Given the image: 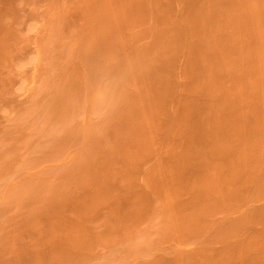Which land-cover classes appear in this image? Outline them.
Instances as JSON below:
<instances>
[{
    "label": "bare ground",
    "instance_id": "1",
    "mask_svg": "<svg viewBox=\"0 0 264 264\" xmlns=\"http://www.w3.org/2000/svg\"><path fill=\"white\" fill-rule=\"evenodd\" d=\"M78 9L79 60L61 42L59 13L44 45V102L27 115L53 122L45 153L73 142L79 153L55 186L22 188L41 204L0 248V264L88 263L145 217L134 264H264V0H81ZM7 15L0 69L12 48ZM86 69L101 90L99 118L84 127ZM205 232L192 251L168 247Z\"/></svg>",
    "mask_w": 264,
    "mask_h": 264
},
{
    "label": "rangeland",
    "instance_id": "2",
    "mask_svg": "<svg viewBox=\"0 0 264 264\" xmlns=\"http://www.w3.org/2000/svg\"><path fill=\"white\" fill-rule=\"evenodd\" d=\"M80 2L81 0H0V14L7 12L9 17V28L4 33L12 45L9 57L0 69V84L4 85L1 86L7 93L5 98L0 96V248L10 237L16 235L31 212L41 204L38 199H30L37 197L35 192L24 198L20 197L22 188L31 183L46 184L48 188L55 186L62 180L65 168L75 163L79 153L80 143L77 142L70 143L62 154L45 153L39 146L46 143L49 129L54 127L53 122H43L27 114L44 102L46 71L48 73L46 44L51 34L57 31L55 21L59 13L67 17L69 24L61 26V42L70 45L74 51V61L79 60V46L75 37L86 25V19L78 9ZM145 43V39L140 41V45ZM86 73V102L80 116L84 127L99 118L93 99L101 90L100 84L88 69ZM22 120H26L23 131L19 128ZM14 136L21 138L17 141ZM12 145L19 146L16 152ZM192 171L193 167L189 168L188 174ZM138 176L144 178V172L139 170ZM254 205L261 207V202ZM144 207L147 210L148 206ZM146 219L147 217L137 220V231L121 234L116 241L97 246L90 262L76 264H134L137 260L134 251L143 247L147 237L144 232L148 226ZM262 225L259 223L258 227ZM152 232L155 231L147 233ZM206 236L207 232L198 240L187 237L182 242L171 241L168 247L192 251ZM29 240L30 237L26 236V241ZM215 247L222 248V243H216ZM47 248L49 246L42 244L40 254L43 255ZM13 255V252L6 254L7 257ZM30 260L28 257L26 262Z\"/></svg>",
    "mask_w": 264,
    "mask_h": 264
}]
</instances>
